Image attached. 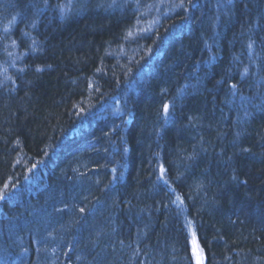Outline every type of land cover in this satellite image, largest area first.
<instances>
[{
  "label": "trees",
  "instance_id": "obj_1",
  "mask_svg": "<svg viewBox=\"0 0 264 264\" xmlns=\"http://www.w3.org/2000/svg\"><path fill=\"white\" fill-rule=\"evenodd\" d=\"M0 193V264H264V0H0Z\"/></svg>",
  "mask_w": 264,
  "mask_h": 264
},
{
  "label": "snow or ice",
  "instance_id": "obj_2",
  "mask_svg": "<svg viewBox=\"0 0 264 264\" xmlns=\"http://www.w3.org/2000/svg\"><path fill=\"white\" fill-rule=\"evenodd\" d=\"M61 10L62 11L64 10V7L63 6H61ZM248 46H249V48H251V44H249ZM38 71H39V69H38ZM163 111L165 113H168L169 112V105L168 104H164L163 105ZM160 173H161V177L160 178L163 179V176H164V173H165V169H164L163 165H161V167H160ZM165 183H167V181H165ZM2 198H3V195H2V193H0V199H2ZM179 199L180 198L177 197V200H179ZM181 203H182V201H181ZM81 211H83V209H81ZM197 264H203V257H202V255L197 258Z\"/></svg>",
  "mask_w": 264,
  "mask_h": 264
},
{
  "label": "rangeland",
  "instance_id": "obj_3",
  "mask_svg": "<svg viewBox=\"0 0 264 264\" xmlns=\"http://www.w3.org/2000/svg\"><path fill=\"white\" fill-rule=\"evenodd\" d=\"M195 253H196V260H197V258H198L199 256H201V254H200L198 248H195Z\"/></svg>",
  "mask_w": 264,
  "mask_h": 264
}]
</instances>
